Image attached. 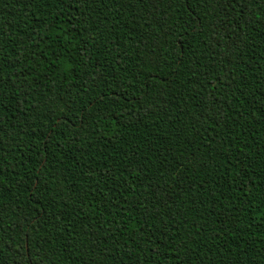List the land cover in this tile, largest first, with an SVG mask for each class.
Returning <instances> with one entry per match:
<instances>
[{
	"label": "trees",
	"instance_id": "trees-1",
	"mask_svg": "<svg viewBox=\"0 0 264 264\" xmlns=\"http://www.w3.org/2000/svg\"><path fill=\"white\" fill-rule=\"evenodd\" d=\"M0 264H264V0H0Z\"/></svg>",
	"mask_w": 264,
	"mask_h": 264
}]
</instances>
